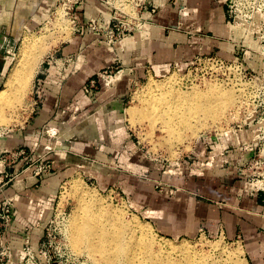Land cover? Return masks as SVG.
<instances>
[{
	"label": "crops",
	"instance_id": "0c3cea01",
	"mask_svg": "<svg viewBox=\"0 0 264 264\" xmlns=\"http://www.w3.org/2000/svg\"><path fill=\"white\" fill-rule=\"evenodd\" d=\"M21 1L18 11L40 24L55 0ZM82 1L77 7L82 19L110 21L111 12L102 0ZM225 9L221 0H142L136 28L115 48L93 35H76L62 53L81 50L86 63L72 73L49 62L38 79L32 115L24 126L0 139V157L7 160L0 168V198L17 199L10 232L16 259L26 241L39 254L63 180L74 167L90 162L103 186L122 176L138 186L137 173L150 172L151 179L139 184L146 190L135 195L147 218L166 235L215 233L240 239L249 263L264 264V180L252 183L238 171L256 151L249 126L203 136L176 163L179 172L172 175L169 169L174 164L169 162L153 173L157 164L140 154L126 122L132 85L183 72L201 54L242 61L258 79L262 77L260 42L243 31L233 34ZM11 11L8 0H2L3 29L10 24ZM4 61L0 54V75L7 66ZM52 128L62 133L63 149L48 151ZM39 156L52 162L43 178L25 167L26 161ZM224 156L229 164L222 163ZM158 184L164 186L162 193L153 189Z\"/></svg>",
	"mask_w": 264,
	"mask_h": 264
},
{
	"label": "rangeland",
	"instance_id": "374dc122",
	"mask_svg": "<svg viewBox=\"0 0 264 264\" xmlns=\"http://www.w3.org/2000/svg\"><path fill=\"white\" fill-rule=\"evenodd\" d=\"M102 1L111 12V19L114 18L118 9V15L121 17H126L128 20H131L132 17H136L135 22L138 21L139 6L142 3V0ZM18 2L22 1L8 0V3L12 6L14 11H11L12 16L10 24L8 26H4L6 29H3V27L0 26V54L5 56L4 62L7 63V66L2 71V75H0V91L5 86L7 76L15 67L16 59L19 56L26 39L32 37L31 39L36 40V44L33 45V48L31 49H34V51H31L30 55H35L42 50L45 53L42 56L43 61L41 62L38 73L35 76L34 84L30 88L32 91L29 90L26 94L28 96H25L21 103L19 102L20 104H17L18 101L12 97V99H9V101L14 99L12 102L8 103V101L0 107V112L8 118L7 122L0 123V134L6 132L9 133L13 130L19 129L21 126L25 125V122L32 115L38 91V79L42 76L41 73L44 71V68H49L52 56L55 57L54 60H58L60 67L68 68L72 73H76V71L80 69L81 65L86 63V60L81 56V50L69 55H64L62 53V48L69 43L74 36L90 34L93 35L100 43L106 44L111 48H115L117 46L110 45L102 31L97 29L94 31L92 30V19H99L98 17L82 19L80 13L77 11V7H79L80 4H83L82 0H55L53 9L41 20L40 24L38 22H31L30 18L25 19L24 11H18L17 9ZM1 8L2 0H0V11ZM56 11L64 12L65 18L70 22L69 26L72 28V31L70 30L71 36L67 40H64L65 38H63L66 34L63 29L62 31L58 28H47L50 18L54 20ZM99 20L101 21V19ZM69 57L71 58L70 61H68L69 59L67 61L64 60ZM63 64L65 66H63ZM214 68L215 69L211 71L189 67L183 72H176L165 78H151L132 85L130 99L126 107V122L130 132L136 139L140 154L144 159L151 160L157 164L154 166L156 169L153 173H160L161 168L167 162L174 164V166L169 169L170 173L172 175L173 173H178L179 168L176 163L183 159L184 155L191 152L195 142L203 136H214L230 131H239L244 129V126H247L248 123L252 130L260 126L258 122L264 117V91H261L262 95L260 96L256 89L257 85H264V74L260 79L256 77L253 81H250L249 79H242L241 81L240 76L233 68L226 66H216ZM248 82L250 83L249 88ZM157 84L161 85V87L165 89L176 87L181 88L182 90H188L196 87L199 90H205L206 88L208 89L209 86L214 87L215 85V87L218 88L222 86L224 88H219L220 90L225 89L224 91L228 92L230 90V93L232 94L235 92L234 96L237 94L238 99L237 96H233V101L236 98V102L234 101L235 106H233L234 103L231 102L232 106L230 104L229 107L228 105H226L227 107L223 105V107L228 109L226 110L224 108L226 111H222L220 114L217 112L213 115H202L203 117L200 116L201 118H190L189 123L186 126L180 124V126L176 129H179L181 132L179 136H182L183 139L178 140L176 145H173L172 143L169 146L167 141L170 139V135L167 134L165 128L162 127L164 126L162 121H150L149 118H146L145 115H141V113L139 114V117L136 118L138 124L135 125L133 121L129 119L128 110L134 108L137 111H143L146 107L147 100L152 95L149 90L150 86ZM233 90L235 91L233 92ZM237 90L239 92H237ZM240 92L241 95L239 94ZM242 92L245 93L244 96ZM239 97H241L242 103H240L241 100ZM143 101H145V103ZM142 116L144 118H141ZM213 117H216V119L213 120ZM140 118L141 121L139 120ZM197 119L199 120L198 122ZM214 121L215 124L213 123ZM203 123H205L206 128H202L201 132L198 133V136H192V127H196L198 124L202 125ZM174 125L175 127L178 126L177 124ZM61 134L62 133H60L58 129L55 130L52 128V136H50L52 141L47 146L48 151L63 149V142L60 139ZM44 159L45 158L41 156H39L36 161L30 159L29 161H26L25 167L33 169L36 165H40L41 163H49L52 166L51 161H44ZM81 165L83 166L74 167L67 174L61 184L58 194L57 209L52 217V252L55 251V253H58V255L60 254L61 256H58L55 261H63L65 262L64 264H95L94 262H96V260L90 258L91 256H89L86 250L83 251L82 254L81 252L77 253L78 251L76 250L75 252L68 240L70 229L69 225L71 224L70 222L72 220L73 213L77 209L79 200V197L77 196L79 193L77 194L74 190L75 188H73V183L78 182V184L82 185L83 189H88L91 192L94 191L93 193L96 194L97 198H99L98 206L102 205L105 210H112L113 213L116 209L118 214L123 215L124 219L129 223H133L135 221L142 223V225L148 229V231H146L148 234L147 236L150 238L154 237L157 242H162L163 240H169L172 242L182 241V243L186 242L197 251L206 255L218 253L220 250H226V253H228V255L233 254V257L236 256L238 248L242 247V260L245 264H250L246 256L244 244L240 239L228 238L225 235L223 236L215 233L198 234L190 237H177L169 236L161 232V230L147 218V215L144 212V205L137 199V196L139 195H135L136 191L138 192L140 190L139 192L142 194L144 193V190H146L144 187L140 189L139 184H142L144 180L150 178V176L147 175L150 174V172L142 174L137 173L138 186L133 185V181L129 183L127 178H124V176L118 179L117 182L111 186H103L98 182V178L95 173L98 169L95 166H92L90 162H83ZM165 167L164 169H166ZM107 171L108 173L111 172L110 169ZM32 173L34 174V171ZM153 189L157 193H162V191L165 190L164 186L160 184H158L157 188L153 187ZM116 211L114 214L117 213ZM97 263L100 264L99 262H96V264Z\"/></svg>",
	"mask_w": 264,
	"mask_h": 264
},
{
	"label": "bare ground",
	"instance_id": "6f19581e",
	"mask_svg": "<svg viewBox=\"0 0 264 264\" xmlns=\"http://www.w3.org/2000/svg\"><path fill=\"white\" fill-rule=\"evenodd\" d=\"M69 25L70 22L65 18L64 12L56 11L54 20L50 18L47 28L63 29L64 33H66L63 38L67 40L71 36L70 30L72 29ZM31 38L25 40L16 59L15 67L7 76L5 86L0 91V107L12 97L18 101L17 104H20L24 97L28 96L26 94L34 84L35 76L38 73L43 61L42 56L45 52L42 50L35 55H30V52L34 51V49L31 50L33 45L36 44V40ZM249 85L250 83L248 88ZM209 87L205 90H199L197 87L182 90L176 87L165 89L158 84L151 85L149 90L152 95L147 100L146 107L141 112L134 108L129 109V119L136 125L138 124L136 118L141 113V115L149 118L150 121H162L164 123L162 127L170 135V139L167 141L168 145L170 146L172 143L176 145L178 140L183 139L182 136H179L181 134L179 129H176L180 124L186 126L190 118H201L200 116L202 115L208 116L217 112L220 114L222 111H226L228 109L225 108L227 107L226 105L229 107L231 103H234L233 106H235L236 98L235 102L232 100L235 90H233L234 93L232 94L230 90L229 92L224 91L225 89L220 90L219 88H224L222 86L219 88L215 87V85L214 87ZM237 92L239 91L237 90ZM239 94L241 95V92ZM244 95L245 93H243ZM239 98L241 100V97ZM12 101L10 100L8 103ZM143 102L145 103V101ZM240 103H242V100ZM141 118L144 117L142 116ZM141 118L139 119L140 121ZM7 119L0 112V123L7 122ZM215 119L216 117H213V120ZM213 123L215 124V121ZM174 124L178 126L175 127ZM204 126L205 123L192 127V136H198L202 128H206ZM73 184L74 190L77 194L79 193L77 195L79 200L69 225V243L74 251L76 250L78 251L77 253L81 252L82 254L86 250L91 256L90 258L100 264H245L241 257L242 247L238 248L236 256L233 257V254L228 255L226 250L206 255L194 249L190 244L182 243V241L163 240L162 242H157L154 237L153 239L147 236L146 231L148 229L142 223L137 221L133 223L127 222L123 215L118 214L116 209V214H114L115 211L113 213L112 210H105L102 205L98 206L99 198L93 193L94 191L83 189L78 182ZM96 262L94 263L96 264Z\"/></svg>",
	"mask_w": 264,
	"mask_h": 264
},
{
	"label": "built area",
	"instance_id": "2783aa9c",
	"mask_svg": "<svg viewBox=\"0 0 264 264\" xmlns=\"http://www.w3.org/2000/svg\"><path fill=\"white\" fill-rule=\"evenodd\" d=\"M225 5V16L233 34L243 31L245 36H253L261 44L260 55L264 58V0H221ZM125 18V19H124ZM136 17L128 20L126 17L116 15L108 23L100 21L97 18L92 19V30H100L105 34L110 45H119L128 33L136 28ZM101 27V28H99ZM69 59V60H68ZM70 57L64 59L70 61ZM53 63L59 65L58 60ZM65 64V63H64ZM63 64V66H65ZM216 66H226L235 69L241 79H249L253 81L256 76L252 74L242 61L228 60L217 55H199L190 65L194 69H215ZM62 70L66 69L61 67ZM254 88V87H253ZM256 91L261 96L264 91V85H257ZM259 96V97H260ZM247 122V121H246ZM260 125L256 129H251L252 139L254 141L255 153L250 157L247 165L239 167L238 171L241 175L248 176L252 183L261 184L264 180V117L258 122ZM245 127V126H244ZM7 133V132H6ZM6 133L0 134V139ZM0 148V156L3 152ZM6 154V153H4ZM22 154V152H21ZM229 157L224 156L222 163L229 164ZM7 160L0 157V168L5 166ZM208 165H204L207 167ZM51 169L49 163L36 165L33 168L34 175L43 178ZM0 173L1 169H0ZM9 177V174L6 173ZM263 188V184H262ZM17 199L15 196L3 195L0 198V264H64L63 261H55L61 256L55 251L52 252V221L46 228L45 240L39 250V254L34 251L29 241L18 250V258L16 259L14 249L11 244L10 232L14 219ZM68 262V260H67Z\"/></svg>",
	"mask_w": 264,
	"mask_h": 264
}]
</instances>
